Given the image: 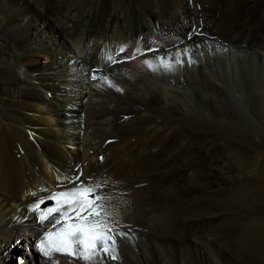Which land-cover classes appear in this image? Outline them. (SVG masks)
Segmentation results:
<instances>
[{
  "label": "bare ground",
  "instance_id": "bare-ground-1",
  "mask_svg": "<svg viewBox=\"0 0 264 264\" xmlns=\"http://www.w3.org/2000/svg\"><path fill=\"white\" fill-rule=\"evenodd\" d=\"M231 143L264 149V0H0V264H264Z\"/></svg>",
  "mask_w": 264,
  "mask_h": 264
},
{
  "label": "rangeland",
  "instance_id": "rangeland-1",
  "mask_svg": "<svg viewBox=\"0 0 264 264\" xmlns=\"http://www.w3.org/2000/svg\"><path fill=\"white\" fill-rule=\"evenodd\" d=\"M20 56H21V58H23V57H22V56H23V53H21ZM43 60H44V59H41V61H43ZM44 61H45V60H44ZM168 62L170 63L169 60H168ZM171 66H172V64H171ZM170 82H171V81H170ZM202 135H203V136H202ZM205 136H206L205 134H201V135H200V134H197V136L194 135L193 138L199 140V139H201V138L204 139ZM197 137H198V138H197ZM203 139H201V140H203ZM218 144H219L218 146H219L220 148H219V147L217 148V149H218L217 152H218V151L220 152L222 146L220 145L221 143H218ZM231 144H232V145H230V146H236L234 143H231ZM246 146H247V145H243L242 147H241V146H236V147L242 148L243 150L248 151L249 153H251V154L253 155L252 157H253L255 160H256V156H257L259 153L262 154V155H264V149L261 148V149H259L260 151H259L258 149H256V150L259 152V153H258V152H257L254 148H252L251 146H247V147H249L248 149H247ZM243 147H244V148H243ZM250 148H251V149H250ZM249 149H250V150H249ZM219 152H218V153H219ZM254 153H255V154H254ZM257 153H258V154H257ZM251 154H250V155H251ZM260 157H262V156H260ZM205 162H207V158H206V157L204 158V160H203V159L201 160V164H203V163H205ZM216 173H217V172H216ZM216 173H215V174H216ZM258 203H259V202H258ZM260 203H261V202H260ZM223 212H226V211H223ZM223 212H222V213H217V212H216L215 215H211V214H209V213H206V214H205V211H204V212H203L204 214L201 215L203 218H202V217H201V218L203 219V222H202V223L205 222L206 224L204 223L205 225L203 226V224L201 223V224H202V228H203V229H208L209 227H211V225H214V226H215L214 223H216L217 220H219V218H216V217H218L220 214H222V216H220V218L223 217V215H226V213H223ZM210 213H211V212H210ZM212 213H214V212L212 211ZM204 215H205V216H204ZM206 215H207V216H206ZM210 215H211L212 217L215 216L214 219H212V217L210 218ZM204 217H206V220H205ZM215 218H216L217 220H216ZM204 220H205V221H204ZM210 220H211V221H214V222H211ZM215 220H216V222H215ZM189 221H190V220H189ZM209 221H210V222H209ZM188 223H190V224H196L197 222L195 223L194 221H190V222H188ZM189 226H190V225H188L187 227H189ZM206 226H209V227H206ZM229 226H230V227H229ZM204 227H206V228H204ZM223 227H225V228H223ZM226 228L229 229V231L226 230ZM220 229H221V228H220ZM221 230H222V231L219 230V233H217V235H218L219 238H220V236H221L220 234H222V235L224 236V234L227 235L228 233H229V234L232 233V228H231V225H230V224H228V226H227V224H226V225L224 224V226L222 225V229H221ZM224 230H225L226 232L228 231V233H226ZM216 232H218V230H217ZM221 232H222V233H221ZM223 232H224V233H223ZM210 233L212 234L213 232L210 231ZM217 235H215V236H216V239H218ZM215 236H214V238H215ZM242 263L245 264L244 262H242ZM242 263H241V264H242Z\"/></svg>",
  "mask_w": 264,
  "mask_h": 264
}]
</instances>
